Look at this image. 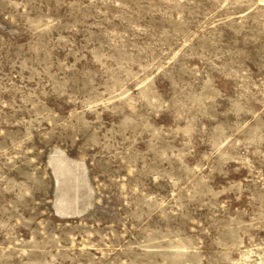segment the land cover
Segmentation results:
<instances>
[{"label": "rangeland", "instance_id": "rangeland-1", "mask_svg": "<svg viewBox=\"0 0 264 264\" xmlns=\"http://www.w3.org/2000/svg\"><path fill=\"white\" fill-rule=\"evenodd\" d=\"M0 264H264L259 0H0Z\"/></svg>", "mask_w": 264, "mask_h": 264}, {"label": "bare ground", "instance_id": "bare-ground-1", "mask_svg": "<svg viewBox=\"0 0 264 264\" xmlns=\"http://www.w3.org/2000/svg\"><path fill=\"white\" fill-rule=\"evenodd\" d=\"M260 4L264 6V0H259Z\"/></svg>", "mask_w": 264, "mask_h": 264}]
</instances>
